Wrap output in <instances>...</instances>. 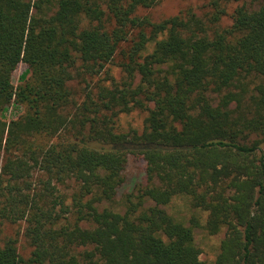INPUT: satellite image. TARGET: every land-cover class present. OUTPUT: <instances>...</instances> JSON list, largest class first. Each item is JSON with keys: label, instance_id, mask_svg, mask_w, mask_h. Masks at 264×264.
Wrapping results in <instances>:
<instances>
[{"label": "trees", "instance_id": "trees-1", "mask_svg": "<svg viewBox=\"0 0 264 264\" xmlns=\"http://www.w3.org/2000/svg\"><path fill=\"white\" fill-rule=\"evenodd\" d=\"M161 1L0 0V224L23 221L31 247L0 237V264H208L195 228L224 229L213 264H264V0L225 26L241 0L139 13ZM134 109L142 129L118 131Z\"/></svg>", "mask_w": 264, "mask_h": 264}, {"label": "rangeland", "instance_id": "rangeland-1", "mask_svg": "<svg viewBox=\"0 0 264 264\" xmlns=\"http://www.w3.org/2000/svg\"><path fill=\"white\" fill-rule=\"evenodd\" d=\"M209 0H162L157 5L146 8V9H140L139 13L148 15L153 21H158L163 18H167L169 16H172L174 14H177L179 11L192 8L194 12L199 15L203 16L205 12L209 11L210 8L208 6ZM247 3L250 4L251 0H241L239 2H229L226 6L227 13L226 15L221 19L220 25L225 26L231 23V15L233 13V10L235 7L241 3ZM27 68L26 64L19 63L16 69L13 72V82L14 84H17L20 82L19 76L20 74ZM99 74V76L96 77V79L101 81V84H105L109 86L110 80H105L107 75L113 76L117 81L120 80L123 73L121 71V68L117 67L115 65V62L108 64L106 68H104ZM105 71L107 73H105ZM249 77H252L251 79L253 82L249 83L250 88L253 87V85L257 82L255 77L253 75H250ZM96 79H90L87 77V81H84L81 79L80 76L75 77L73 80L70 81V85L75 88L76 90L80 91L81 89H84V87L90 83V85H93L97 80ZM94 89L96 88L95 85L92 86ZM80 94V93H79ZM81 95V94H80ZM80 95H77V98H80ZM146 116V111L134 109L130 112H122L120 113L119 117L116 121V128L118 131L121 132H127L132 130H138L140 131L143 127L144 118ZM5 119H8V117H5ZM139 167L136 165L135 161L130 159L128 162L127 167V183H131L133 185L137 184L140 180V171ZM68 183V184H67ZM67 186H60L63 191L70 192L72 191V187H70L69 182H67ZM130 184H128L123 189L119 190V194L117 195L120 197L124 192L129 191L131 188H129ZM167 210L171 212L173 215L181 216L186 223H188V219L196 213H200V211L196 209H191L186 205L181 198L174 199L169 206H167ZM202 213L201 222L204 223L206 214L204 212ZM200 213V214H201ZM25 226V223L23 221H19L16 223H11L9 221H3L0 224V237L3 238L5 236H16L17 237V249L18 252L23 255L27 256L30 252V245L28 244V241L26 237L23 235L22 231ZM224 235V229L220 231L217 234L210 235L206 233V231L202 228H195L194 230V236L195 241L197 245L201 249L200 258L204 261H206L208 264H213L214 259L216 257V254L218 252V247L220 240L222 239Z\"/></svg>", "mask_w": 264, "mask_h": 264}]
</instances>
